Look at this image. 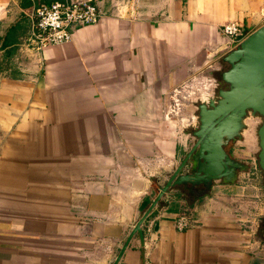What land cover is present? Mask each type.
I'll list each match as a JSON object with an SVG mask.
<instances>
[{
	"label": "crops",
	"instance_id": "0c3cea01",
	"mask_svg": "<svg viewBox=\"0 0 264 264\" xmlns=\"http://www.w3.org/2000/svg\"><path fill=\"white\" fill-rule=\"evenodd\" d=\"M44 1L0 0V42L18 22L0 47V264H110L194 141L170 92L204 67L214 85L234 46L219 25L247 34L264 0H93L98 22L35 50L28 13ZM247 164L205 192L169 187L116 264H264V184Z\"/></svg>",
	"mask_w": 264,
	"mask_h": 264
},
{
	"label": "water",
	"instance_id": "95a60500",
	"mask_svg": "<svg viewBox=\"0 0 264 264\" xmlns=\"http://www.w3.org/2000/svg\"><path fill=\"white\" fill-rule=\"evenodd\" d=\"M224 68L219 72L215 95L196 103L193 143L178 160L134 224L127 231L114 259L116 264L133 233L142 240L141 222L169 188L180 186L188 195L205 192L213 180L233 183L238 171L248 164L231 157L226 145L241 137L243 118L258 117L254 132L256 165L264 184V23L245 34L221 57Z\"/></svg>",
	"mask_w": 264,
	"mask_h": 264
},
{
	"label": "built area",
	"instance_id": "2783aa9c",
	"mask_svg": "<svg viewBox=\"0 0 264 264\" xmlns=\"http://www.w3.org/2000/svg\"><path fill=\"white\" fill-rule=\"evenodd\" d=\"M97 5L93 0H51L33 5L28 13L31 23L26 36L27 45L35 50H41L48 44L69 41L76 28L98 22L103 13ZM218 31L231 45H235L245 35L237 21L222 23ZM175 90L176 88L170 92L168 112L177 114L176 109H179L178 105H181V102L174 93ZM175 225L179 229L188 227L189 220L185 210L179 213Z\"/></svg>",
	"mask_w": 264,
	"mask_h": 264
},
{
	"label": "rangeland",
	"instance_id": "374dc122",
	"mask_svg": "<svg viewBox=\"0 0 264 264\" xmlns=\"http://www.w3.org/2000/svg\"><path fill=\"white\" fill-rule=\"evenodd\" d=\"M224 68V63L214 72V75L217 79L215 84L213 85L214 81L211 77H206L210 70L207 67L202 68L200 72H198L197 76L194 80L186 81L184 84L178 85L174 93L179 97L181 105L179 104V109L177 112L178 122L183 126L187 127L186 130L188 131L189 123L192 121L194 128H195V116L187 119L186 110L190 109L191 112L195 114L196 112V103L200 101L199 96L200 92L205 93L207 91H211L212 96L215 95L216 87L222 86L219 80V72ZM205 69V70H204ZM204 71V72H202ZM214 86V87H212ZM182 96V97H181ZM199 99V100H198ZM258 117L254 115H248V117L244 118V122L247 130H246V137L244 139L235 140L234 142H230L226 145V150L230 153L231 157L235 159H239L242 161H246L250 163V165L255 167V172L260 175V171L256 165L255 154L257 152V144H256V137H255V128L258 125ZM187 125V126H186ZM239 140V141H238ZM198 189L200 187H197Z\"/></svg>",
	"mask_w": 264,
	"mask_h": 264
},
{
	"label": "trees",
	"instance_id": "16d2710c",
	"mask_svg": "<svg viewBox=\"0 0 264 264\" xmlns=\"http://www.w3.org/2000/svg\"><path fill=\"white\" fill-rule=\"evenodd\" d=\"M48 1H50V0H46V2L45 1L44 2L47 3ZM29 4H30V0H20V4L19 5L22 8H26L27 5H29ZM17 23L18 22H15L14 24H11L10 25V27L8 28V31L5 33L3 39H1L0 47H4L7 44H9V39H8L9 34H10L11 31H14L18 27V24Z\"/></svg>",
	"mask_w": 264,
	"mask_h": 264
}]
</instances>
